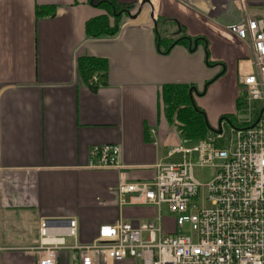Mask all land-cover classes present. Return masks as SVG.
<instances>
[{
  "label": "crops",
  "instance_id": "1",
  "mask_svg": "<svg viewBox=\"0 0 264 264\" xmlns=\"http://www.w3.org/2000/svg\"><path fill=\"white\" fill-rule=\"evenodd\" d=\"M114 1L131 7L118 34L88 39L86 23L106 14L91 0H0V264H37L24 250L38 246L43 219L78 224L57 264H79L73 247L91 244L103 225L154 219L129 195L121 205L117 187L151 181L157 162L189 143L165 117L164 86L193 89L213 130L238 114L239 79L254 71L248 45L229 30L240 0ZM242 1L264 20V0ZM183 38L193 51L180 43L159 52ZM84 56L107 60L106 85L81 81ZM104 144L121 146V169L88 166L91 148Z\"/></svg>",
  "mask_w": 264,
  "mask_h": 264
},
{
  "label": "built area",
  "instance_id": "2",
  "mask_svg": "<svg viewBox=\"0 0 264 264\" xmlns=\"http://www.w3.org/2000/svg\"><path fill=\"white\" fill-rule=\"evenodd\" d=\"M239 4L242 18L229 30L251 53L254 71L239 85L248 103L262 104L257 119L249 126L221 120L197 143L172 147L154 166L151 181L121 180V205L129 195L130 205L154 208V219L138 226L122 221L101 226L91 244L73 247L79 264H264V20L251 17L242 0ZM98 82L94 77L91 84ZM88 166L121 169V146H93ZM196 168L213 170L214 178L203 186ZM164 207L173 216L169 232L163 226ZM66 238H78L75 219H43L38 246L24 252L34 254L37 264H57L59 252L68 248Z\"/></svg>",
  "mask_w": 264,
  "mask_h": 264
},
{
  "label": "trees",
  "instance_id": "3",
  "mask_svg": "<svg viewBox=\"0 0 264 264\" xmlns=\"http://www.w3.org/2000/svg\"><path fill=\"white\" fill-rule=\"evenodd\" d=\"M91 5L103 9L106 14L91 19L86 23V36L88 39L112 38L120 31L122 20L128 15L131 7L122 6L114 0H91ZM44 8L37 7L36 15H43ZM112 21V22H111ZM180 43H189V39L174 41L168 48L160 47L159 52L166 54L170 49ZM191 51L193 47H190ZM209 62V61H208ZM207 62V63H208ZM108 62L102 58L84 56L78 61V72L81 81L89 84L93 77L99 81L98 84L106 85L108 77ZM96 90L98 87L91 85ZM190 87L167 85L163 87L162 98L165 106V117L169 124L179 130V134L187 141H199L213 131L206 122L205 115L191 100L189 95ZM239 106V105H238ZM221 120L233 122V117H224Z\"/></svg>",
  "mask_w": 264,
  "mask_h": 264
},
{
  "label": "rangeland",
  "instance_id": "4",
  "mask_svg": "<svg viewBox=\"0 0 264 264\" xmlns=\"http://www.w3.org/2000/svg\"><path fill=\"white\" fill-rule=\"evenodd\" d=\"M240 97V94L238 95ZM262 109V104L260 102H251L248 103L246 98L242 96L241 98V107L238 111V114L233 116V123L237 126H249L250 124L254 123L255 120L257 119L260 111ZM198 141H190L188 143V146H191ZM194 175L196 179L203 185L206 186L213 178H214V171L208 168H196L194 170ZM202 195H201V202L200 204L202 206L206 205V198H207V189L204 187L202 189ZM163 216L165 217L164 219V230L165 231H172L173 230V225H172V219L173 216L170 215L168 212L167 208L164 207L163 209ZM6 226V225H5ZM4 226V227H5ZM3 227V228H4ZM8 227H6V230ZM38 234H39V229H38ZM5 252V251H3Z\"/></svg>",
  "mask_w": 264,
  "mask_h": 264
},
{
  "label": "water",
  "instance_id": "5",
  "mask_svg": "<svg viewBox=\"0 0 264 264\" xmlns=\"http://www.w3.org/2000/svg\"><path fill=\"white\" fill-rule=\"evenodd\" d=\"M146 4H150V1H149V0H143V2H142V6H143V5H146ZM133 18H135V17H133ZM195 47H196V43H195ZM189 95L191 96V99H192V101H193V97H192V95H193V89L190 90Z\"/></svg>",
  "mask_w": 264,
  "mask_h": 264
}]
</instances>
